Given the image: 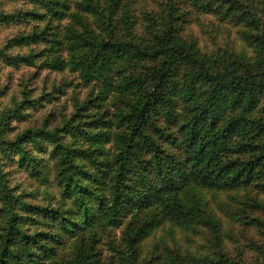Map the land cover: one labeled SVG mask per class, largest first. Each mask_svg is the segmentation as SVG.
Segmentation results:
<instances>
[{
  "label": "trees",
  "instance_id": "obj_1",
  "mask_svg": "<svg viewBox=\"0 0 264 264\" xmlns=\"http://www.w3.org/2000/svg\"><path fill=\"white\" fill-rule=\"evenodd\" d=\"M0 72V264H264V0H0Z\"/></svg>",
  "mask_w": 264,
  "mask_h": 264
},
{
  "label": "rangeland",
  "instance_id": "obj_2",
  "mask_svg": "<svg viewBox=\"0 0 264 264\" xmlns=\"http://www.w3.org/2000/svg\"><path fill=\"white\" fill-rule=\"evenodd\" d=\"M230 23L219 22L215 17H202L201 23L191 22L188 24V31L195 35V39L201 45H204L208 50H215L217 48L240 50L243 49L242 42L236 36V28L229 25ZM0 72V77H1ZM218 199H221L218 198ZM216 205V203H212ZM159 234V230L156 231V235ZM237 239L240 242H247L251 239V234L238 235ZM152 242V239L146 242L148 246ZM144 245V248H146ZM192 249V246L190 247Z\"/></svg>",
  "mask_w": 264,
  "mask_h": 264
}]
</instances>
